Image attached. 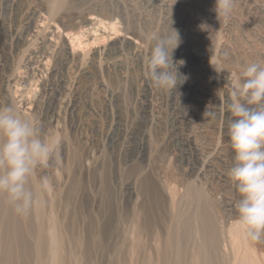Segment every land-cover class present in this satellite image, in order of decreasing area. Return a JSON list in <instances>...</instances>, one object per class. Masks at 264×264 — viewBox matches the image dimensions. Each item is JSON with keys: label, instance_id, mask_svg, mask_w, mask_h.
Instances as JSON below:
<instances>
[{"label": "rangeland", "instance_id": "374dc122", "mask_svg": "<svg viewBox=\"0 0 264 264\" xmlns=\"http://www.w3.org/2000/svg\"><path fill=\"white\" fill-rule=\"evenodd\" d=\"M247 1L235 0L225 19L216 0H0V78L11 80L12 107L58 141L29 181L38 202L28 216L44 233L25 237L34 247L42 237L45 253L31 250L28 264H162L175 249L184 264H235L247 253L264 264V238L251 241L238 227L228 176L226 105L238 74L264 66V6ZM171 27L182 40L173 61H185L178 70L188 77L175 90L147 75L149 37ZM52 81L62 89L56 119L43 106ZM209 105L225 112L213 120ZM189 136L206 154L220 148L212 168L199 172L201 158L193 173L191 159L182 160Z\"/></svg>", "mask_w": 264, "mask_h": 264}, {"label": "clouds", "instance_id": "9594fccd", "mask_svg": "<svg viewBox=\"0 0 264 264\" xmlns=\"http://www.w3.org/2000/svg\"><path fill=\"white\" fill-rule=\"evenodd\" d=\"M234 8L235 0H216L218 16L228 19ZM149 40L147 75L153 85L167 90L183 85L188 77L178 69L185 61H173V52L182 43L179 30L171 27L168 34H153ZM210 107L215 108L209 105L204 115L216 119ZM226 119L234 153L228 176L239 194L236 222L247 238L259 242L264 238V66L253 62L238 74ZM57 146V140L42 134L34 121L14 107H0V194L6 195L17 215H26L38 202L29 188L30 178L37 168L49 166ZM39 183L45 191L51 186L48 176Z\"/></svg>", "mask_w": 264, "mask_h": 264}, {"label": "bare ground", "instance_id": "6f19581e", "mask_svg": "<svg viewBox=\"0 0 264 264\" xmlns=\"http://www.w3.org/2000/svg\"><path fill=\"white\" fill-rule=\"evenodd\" d=\"M242 1V0H241ZM247 1V0H246ZM257 1L259 3H262L264 6V0H254ZM249 2V1H247ZM251 6V5H250ZM253 6V5H252ZM253 12V11H252ZM251 12V13H252ZM256 13V12H255ZM262 16V15H261ZM258 17V16H257ZM263 17V16H262ZM264 18V17H263ZM1 28V27H0ZM17 36V35H16ZM4 38V37H2ZM11 43V42H10ZM16 44V48L19 49L20 47H22L21 45V39L17 38L15 43ZM15 49V48H14ZM8 52H12V45H9V47H7L6 49ZM4 59V58H3ZM9 59V58H8ZM7 65L6 64H1L0 63V67L5 68ZM58 67V66H57ZM56 67V68H57ZM54 68L53 69V73L58 74L60 73L58 71V69ZM12 70V69H10ZM2 71V70H1ZM54 74V75H55ZM60 75V74H59ZM60 78V77H59ZM10 79L6 78V77H1L0 78V86L2 88L1 90V94H0V107H4V106H12V94L9 91L10 88ZM59 81V80H58ZM59 83V82H58ZM61 86V85H60ZM60 86H58L56 84V82H48L47 86H46V92L48 96V99L46 102H44V109L46 110V114L47 115H51L52 118L56 119L57 117V113H56V109L55 106L53 105V101L57 100L58 97L61 95V88ZM63 86V85H62ZM12 91V90H11ZM63 95V94H62ZM2 96V97H1ZM4 100H2V99ZM46 99V98H45ZM228 101V100H227ZM42 104V103H41ZM58 109V108H57ZM150 109V108H149ZM147 109V105H145L142 108V112L146 115L148 113ZM73 110V109H72ZM182 110V109H181ZM214 111H216L217 115H222V113L225 112L224 108L220 107V106H215L214 109H212ZM75 114V113H74ZM143 115V114H142ZM149 115V114H148ZM51 118V119H52ZM174 119V118H173ZM218 119V118H217ZM214 120V119H213ZM175 121V120H174ZM192 123V122H191ZM188 126V125H187ZM226 129V128H225ZM187 131L190 132V128L187 127ZM180 134V133H179ZM195 138V137H194ZM180 140V139H178ZM182 140V139H181ZM185 140V139H184ZM192 141H194V139L192 140V137L189 136V138L186 141H183V143H181L182 147L184 148V152L182 153L183 158L182 160L185 161L186 159H191L192 163L191 166H193L191 168L192 172H193V168L194 169H198L196 168L198 165L200 166L199 162L202 161L201 158H207L206 161L201 162V169L198 170L199 172H203L202 167H204L206 170L212 168V164L213 162L217 159H219V156L221 155V151L220 148L218 147L215 148L214 150H212L211 153H207L203 150H199L196 145L193 146L192 145ZM181 142V141H180ZM180 145V144H179ZM226 149V148H225ZM224 149V150H225ZM229 150V149H228ZM227 150V151H228ZM187 151V153H185ZM224 153V152H223ZM188 156H186V155ZM234 155V154H233ZM223 158V157H222ZM216 163V162H215ZM194 173V172H193ZM216 173V172H215ZM205 174V173H203ZM220 174V173H219ZM217 176V175H216ZM34 190V189H33ZM230 205V204H229ZM228 205V206H229ZM29 213V212H28ZM28 213L26 215H17L12 206L9 204L6 195L0 194V264H28L29 262L28 260V255L29 252L31 250H35L36 253L38 255L42 254L43 255L45 253V242L44 239L41 237V239L38 240L36 247L30 246L27 242V237H25V235H33L35 233V235L37 236H41L43 235L42 233H44V229L42 227V225H40V227L38 226H34V224L32 223V217L33 215L30 214V217L28 216ZM27 222V225H26ZM178 223H181V221H179ZM25 225V226H24ZM178 225V224H177ZM182 225V224H180ZM44 226V225H43ZM25 227V228H24ZM178 229V228H177ZM175 229L174 234L172 235L171 239H172V243H175L173 246L176 245V243H179V231ZM206 234L207 236L210 238L212 236H214L213 231L210 230V234L207 230L206 227ZM241 232L237 233V237H240L241 234H239ZM189 234V233H188ZM216 234V233H215ZM34 235V236H35ZM37 236V237H38ZM216 237V236H215ZM29 238V237H28ZM217 238V237H216ZM212 239V238H211ZM214 239V237H213ZM212 239V240H213ZM61 240V239H60ZM210 240V239H209ZM216 239H214L215 241ZM208 241V240H207ZM56 241H54L53 244H55ZM57 243V242H56ZM214 243V242H213ZM216 243V242H215ZM214 243V244H215ZM61 244V243H60ZM60 244L58 243L57 246L53 245V247L51 248V251L49 253H51V256L54 258L55 260L56 255L59 256V251H60ZM63 244V243H62ZM63 247V245L61 246ZM47 248V247H46ZM177 251V258L170 262V261H166L164 260V263L162 262V264H184L183 260H182V253L180 252V249H175ZM48 251V250H46ZM62 251V250H61ZM163 253V251H162ZM166 253V252H165ZM48 254V253H47ZM161 254V253H160ZM31 255V254H30ZM164 257V255H163ZM212 256H210L211 258ZM31 258V257H30ZM52 258V259H53ZM162 258V256H161ZM213 258V257H212ZM238 259V260H237ZM234 262L235 264H258V261L254 259V257L250 254H245L244 256H242L241 258H237ZM212 261H206L208 262V264H216L217 262H213ZM57 263V262H56ZM61 263V262H60ZM59 263V264H60ZM197 264H203L202 261L198 262ZM218 264V263H217Z\"/></svg>", "mask_w": 264, "mask_h": 264}]
</instances>
